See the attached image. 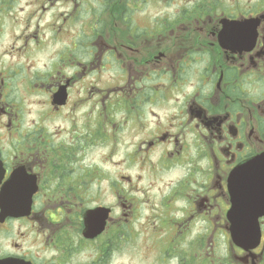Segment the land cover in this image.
Instances as JSON below:
<instances>
[{"label":"flooded vegetation","instance_id":"1","mask_svg":"<svg viewBox=\"0 0 264 264\" xmlns=\"http://www.w3.org/2000/svg\"><path fill=\"white\" fill-rule=\"evenodd\" d=\"M262 154L264 0H0V189L37 188L30 214L0 219V264H112L139 208L122 187L142 181L158 256L264 264V217L256 249L214 247L233 169ZM106 179L111 218L87 239Z\"/></svg>","mask_w":264,"mask_h":264},{"label":"water","instance_id":"2","mask_svg":"<svg viewBox=\"0 0 264 264\" xmlns=\"http://www.w3.org/2000/svg\"><path fill=\"white\" fill-rule=\"evenodd\" d=\"M3 169L0 162V181ZM36 188L6 186L0 191V218L27 215L31 212L32 196ZM232 206L228 211L233 242L245 249L257 247L261 240L259 219L264 216V155L239 165L229 179ZM110 209L97 207L85 213V236L101 234L109 218Z\"/></svg>","mask_w":264,"mask_h":264},{"label":"rangeland","instance_id":"3","mask_svg":"<svg viewBox=\"0 0 264 264\" xmlns=\"http://www.w3.org/2000/svg\"><path fill=\"white\" fill-rule=\"evenodd\" d=\"M92 1V0H91ZM90 161L91 163L96 162L98 157L96 155L97 150L91 151ZM106 171H113L108 164L105 165ZM93 168L91 167V170ZM123 174L133 175L135 171L133 169H124L122 170ZM101 181V180H100ZM162 186V184L157 185L154 190ZM141 190L131 189V187L124 185V194L129 198L133 197L134 200H138V211L133 216V220L129 223H126V226H123L121 244L119 250L116 251L112 264H178L176 256H166L165 259L158 256L159 252L162 249H166L169 246V238L162 232H155L152 234L150 228H154V223L157 220V217L152 216V197L153 191L149 190L148 181H142L139 185ZM114 202L113 194L110 189V181L106 179L101 183H90V199L89 207L98 205V203L112 204ZM159 223H156V227ZM192 245H203L206 244V240L203 243V240L197 236H190ZM182 239V238H181ZM185 242V241H184ZM198 242V243H197ZM230 243V238L228 237H216L214 239L215 251L222 256H226V251L228 250V244ZM231 244V243H230ZM93 246H88L81 254V257L91 255L93 253ZM176 255V254H175ZM51 256V252H50ZM76 262L78 258L74 259ZM183 264H193L192 262H187ZM221 264H229L228 262H223Z\"/></svg>","mask_w":264,"mask_h":264}]
</instances>
